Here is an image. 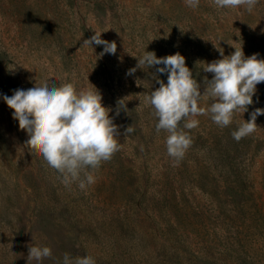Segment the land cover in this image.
I'll return each instance as SVG.
<instances>
[{"label": "rangeland", "instance_id": "374dc122", "mask_svg": "<svg viewBox=\"0 0 264 264\" xmlns=\"http://www.w3.org/2000/svg\"><path fill=\"white\" fill-rule=\"evenodd\" d=\"M94 31L116 42L114 55L83 43ZM230 44L264 59V0L251 13L212 0L195 9L185 0H0V264H28L29 245L51 248L40 264H63L65 253L96 264H206V256L212 264H264V115L251 135H231L264 108V82L229 126L196 117L198 127L185 129L192 144L176 161L145 102L156 76L166 83L167 74H127L145 50L179 52L203 93L212 78L205 63L221 58L217 47L231 54ZM46 80L77 90L93 84L117 125L119 150L83 189L62 183L25 145L2 98ZM128 126L134 131L125 135Z\"/></svg>", "mask_w": 264, "mask_h": 264}, {"label": "clouds", "instance_id": "9594fccd", "mask_svg": "<svg viewBox=\"0 0 264 264\" xmlns=\"http://www.w3.org/2000/svg\"><path fill=\"white\" fill-rule=\"evenodd\" d=\"M200 0H185L186 6L195 9ZM259 0H212L217 9L244 8L251 13ZM107 31V30H105ZM103 31V32H105ZM102 32L94 31L84 44L103 45V52L115 54L116 42L101 38ZM234 51L225 55L217 47L221 58L205 63L203 71L211 73L212 78L204 79L203 93L201 83L194 78L192 70L186 65L185 57L179 52L157 57L154 51H144L135 67L128 70L133 75L137 68L156 69L158 74H167V82L156 76L159 87L145 96V102L154 109L157 118V133H167L165 144L167 154L176 161L181 160L192 144L187 130L198 127L201 115L209 116L219 127H227L233 122L237 111H248L254 103L253 96L257 85L264 82V59L257 54L245 56L242 46L233 44ZM135 57V56H134ZM90 83V82H89ZM91 84V83H90ZM85 87L77 90L71 82L46 80L40 85L24 89H15L11 96L2 98L10 109L12 117L18 120L19 128L28 136L25 141L33 153L42 156L47 165L56 170L66 186L78 183L83 189L94 183L91 170L98 169L103 161L112 158L119 150L118 128L109 116L111 109L102 104L98 89ZM210 101L207 107L200 106V101ZM125 108L118 101L116 115ZM264 115V108H256L250 113V119L240 123L231 135L239 142L251 135L257 127L256 119ZM183 123V127H181ZM134 131L127 127L125 135ZM52 256L48 246L29 245L27 261L40 264ZM63 264H96L90 255L63 256Z\"/></svg>", "mask_w": 264, "mask_h": 264}, {"label": "trees", "instance_id": "16d2710c", "mask_svg": "<svg viewBox=\"0 0 264 264\" xmlns=\"http://www.w3.org/2000/svg\"><path fill=\"white\" fill-rule=\"evenodd\" d=\"M206 258H207V259H205L206 262H207L206 264H212V263H213V262L211 263V261H209V257L206 256ZM219 263H220V264H226V262H219V261H215L214 264H219Z\"/></svg>", "mask_w": 264, "mask_h": 264}]
</instances>
